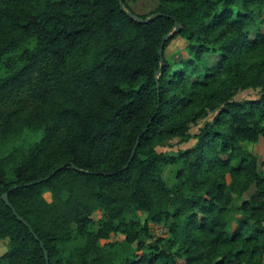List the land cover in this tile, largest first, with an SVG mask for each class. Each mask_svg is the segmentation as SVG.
Returning <instances> with one entry per match:
<instances>
[{
  "label": "trees",
  "instance_id": "1",
  "mask_svg": "<svg viewBox=\"0 0 264 264\" xmlns=\"http://www.w3.org/2000/svg\"><path fill=\"white\" fill-rule=\"evenodd\" d=\"M153 14L139 23L118 0H0V140L41 132L19 158L0 157V261L46 264L7 193L48 264H264V172L250 149L264 138V0H159ZM176 38L185 55L169 61ZM249 90L258 97L234 99ZM172 139L195 143L157 152ZM149 224L169 236L147 245ZM117 234L130 254L99 245Z\"/></svg>",
  "mask_w": 264,
  "mask_h": 264
},
{
  "label": "rangeland",
  "instance_id": "2",
  "mask_svg": "<svg viewBox=\"0 0 264 264\" xmlns=\"http://www.w3.org/2000/svg\"><path fill=\"white\" fill-rule=\"evenodd\" d=\"M129 8L138 15H150L158 5L159 0H126ZM264 17V15H263ZM264 19V18H263ZM264 32V25L262 28ZM253 38V35L251 36ZM185 42L181 38H176L171 41L169 46L165 50V57L169 61H176L180 58L181 55H185L184 52ZM4 75L0 71V77ZM257 91H244L239 92L235 96V100H249L255 99L258 97ZM204 120L198 122L197 125H193L190 128V134H196L198 129L202 127ZM41 139V132L29 129L27 127L20 128L8 139L0 140V157L7 159L10 154H13L14 158H19L23 153L30 149L35 143L39 142ZM194 140H189L188 142H180L179 139H172L163 144V146H157L156 150L158 153L162 154H171L178 150H185L194 145ZM250 149L257 157L259 170L264 172V138H260L259 142L250 146ZM177 172V167H167L162 174L163 179L168 185H172L174 182L175 174ZM249 195V194H248ZM245 194V196H248ZM66 198V195L63 196ZM43 198L47 201H51V194L49 191L43 192ZM241 203V200L237 201V205ZM98 216H94V219H97ZM127 219L140 220L144 221L143 217L137 216L132 217L128 216ZM169 236L168 228L163 224H149V236L146 240L147 245H152L157 239H164ZM7 240L0 241V256L3 255L7 250ZM99 245L105 247L107 250H111L116 256H125L130 254L131 249L124 242V236L122 234H117L111 237L109 240H102L99 242ZM183 263L180 261V264ZM0 264H5L0 261Z\"/></svg>",
  "mask_w": 264,
  "mask_h": 264
},
{
  "label": "water",
  "instance_id": "3",
  "mask_svg": "<svg viewBox=\"0 0 264 264\" xmlns=\"http://www.w3.org/2000/svg\"><path fill=\"white\" fill-rule=\"evenodd\" d=\"M118 3H119V8H120V11L123 12L124 14H126L130 19L134 20V21H137L139 23H148L150 21H152L154 18L156 17H159L160 14H153V15H150L149 17L143 19L141 18L140 16L138 15H135V14H132L131 12L127 11L125 8H124V5H123V1L122 0H118ZM180 30V25L176 22L174 23V31L171 33V34H167L163 37L162 41H161V45L158 49V56H159V61H160V67L159 69L155 72L154 74V77H155V80L157 81L161 71H162V68H163V47H164V43L170 39L174 33L178 32ZM145 130L142 131V133L140 134V136H142L144 134ZM138 140H139V137L138 139L136 140L135 142V145L131 151V155H130V158H129V161L127 163V165L122 169H126L128 164L131 162V160L133 159L134 157V154H135V151H136V148L138 146ZM66 165H61L59 167H57L49 176L45 177L44 179L42 180H39V181H36V182H33V183H28V184H25L24 187H28V186H31V185H36V184H40L42 182H45L47 180H49L52 176H54L57 172H59L60 170H62L63 168H65ZM71 169L74 170V171H77V172H80V173H85V174H93V173H90V172H85L79 168H77L76 166L74 165H70ZM104 175V174H103ZM16 188H19L17 186L13 187V189H16ZM2 201L4 202V204L12 211L13 215L15 216V218L17 219V221L19 223H22L28 230L29 232L34 236V239L39 243L40 245V248L42 249V252H43V255H44V259H45V262L46 264H48V254H47V251L45 250L44 248V245L40 242V240L38 239V237L34 234V232L29 228V225L27 224L26 221H24L17 213L16 211L14 210V208L11 206V204L9 203L8 201V197H7V193H5L4 195H2Z\"/></svg>",
  "mask_w": 264,
  "mask_h": 264
},
{
  "label": "crops",
  "instance_id": "4",
  "mask_svg": "<svg viewBox=\"0 0 264 264\" xmlns=\"http://www.w3.org/2000/svg\"><path fill=\"white\" fill-rule=\"evenodd\" d=\"M2 241V240H1Z\"/></svg>",
  "mask_w": 264,
  "mask_h": 264
}]
</instances>
